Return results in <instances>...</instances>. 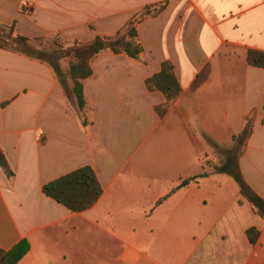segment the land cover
Segmentation results:
<instances>
[{
	"label": "crops",
	"instance_id": "1",
	"mask_svg": "<svg viewBox=\"0 0 264 264\" xmlns=\"http://www.w3.org/2000/svg\"><path fill=\"white\" fill-rule=\"evenodd\" d=\"M163 3L137 24L139 59H92L86 114L51 65L0 48V148L14 173L0 166V249L27 240L17 264H264V218L208 165L233 149L264 199V68L247 60L264 52V0H0V34L92 41ZM165 61L183 92L161 116L166 97L146 81ZM83 166L103 188L93 207L44 193Z\"/></svg>",
	"mask_w": 264,
	"mask_h": 264
},
{
	"label": "trees",
	"instance_id": "2",
	"mask_svg": "<svg viewBox=\"0 0 264 264\" xmlns=\"http://www.w3.org/2000/svg\"><path fill=\"white\" fill-rule=\"evenodd\" d=\"M165 7V3L147 6L145 12L135 16L118 33L119 36L110 46V50L116 54H125L131 59H139L143 53V47L139 41L137 24L151 14L157 15ZM13 32V27H11L10 32H2L0 34V48L18 50L51 65L66 93L76 99L79 111L86 114L88 102L84 94V80L92 75V59L105 50L107 40L98 36L90 42L74 41L66 47L60 46L59 48L46 51L30 47V39L18 34L15 35ZM63 58H67L69 61L67 71H63L61 67L60 61ZM247 60L251 65L264 68L263 51L250 50ZM70 81L72 82V87L69 86ZM199 83L200 78L196 80L195 87ZM146 84L149 90L161 91L166 97V101L157 107V111L161 116L171 109L183 92L175 74L174 65L170 61L163 62L160 71L147 79ZM84 123H87L86 118H84ZM222 154L224 156L223 163L216 167L217 171L232 176L239 184L241 194L255 207L257 213L264 218V199L246 181L235 160L234 150H224ZM0 166L9 177H14V173L9 167L7 158L1 148ZM43 191L47 196L64 205L72 212H82L93 207L103 194L102 185L91 166L80 167L46 183ZM247 235L250 242L255 244L259 239L260 232L257 228H250L247 231ZM29 248L28 241L23 240L9 251L0 249V264H17L29 251Z\"/></svg>",
	"mask_w": 264,
	"mask_h": 264
},
{
	"label": "rangeland",
	"instance_id": "3",
	"mask_svg": "<svg viewBox=\"0 0 264 264\" xmlns=\"http://www.w3.org/2000/svg\"><path fill=\"white\" fill-rule=\"evenodd\" d=\"M118 36L119 35L117 34L116 36L106 37L105 38L107 40L106 43L108 42L109 45L107 47L105 46V50L104 51L110 50V46L114 43V41L118 38ZM76 41L83 42V43L90 42V41H87V40H82V41L76 40ZM73 42L74 41H72V40H64V39H61L59 37H41L39 39H35L32 42H29V46L32 47V48H37V49H40V50L49 51V50H52V49H55V48H59L60 46L66 47L68 45H71ZM60 63H61L62 66L66 67V69L68 70V68H69V61H68L67 58L66 59L63 58L60 61ZM215 156L217 157V162L215 164H213V165L208 163V165L210 167H212L213 170H215V168L217 166H220L223 163V158H224L222 156V154H220L218 152H216V155Z\"/></svg>",
	"mask_w": 264,
	"mask_h": 264
},
{
	"label": "water",
	"instance_id": "4",
	"mask_svg": "<svg viewBox=\"0 0 264 264\" xmlns=\"http://www.w3.org/2000/svg\"><path fill=\"white\" fill-rule=\"evenodd\" d=\"M108 45H109V43L107 42V43L105 44V46L107 47ZM187 182H188V181H185V184H187Z\"/></svg>",
	"mask_w": 264,
	"mask_h": 264
}]
</instances>
